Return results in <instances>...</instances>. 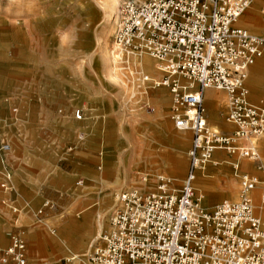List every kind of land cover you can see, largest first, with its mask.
<instances>
[{
	"label": "built area",
	"instance_id": "obj_1",
	"mask_svg": "<svg viewBox=\"0 0 264 264\" xmlns=\"http://www.w3.org/2000/svg\"><path fill=\"white\" fill-rule=\"evenodd\" d=\"M254 2L123 1L113 55L131 76L144 81L148 76L136 72L134 58L149 55L156 60V69L164 73L158 86L168 87L173 96L174 127L192 132L193 138L180 187L164 173L146 174L144 183L154 177L152 190L131 188L117 194L109 229L98 237L90 264H264V183L259 175L239 173L235 165L240 178L237 197L211 208L204 206L196 185L216 151L253 159L264 172L259 148L252 142L264 135V99L253 102L247 86L251 67L264 55V36L237 24ZM207 89L226 93L225 118L235 125L233 132L223 133L209 124ZM18 111L13 108L15 114ZM75 116L83 119L82 109H76ZM11 149L9 142H1L0 190L7 195L16 188L8 158ZM100 157L101 169L102 150ZM2 203L20 211L10 198ZM0 264H30L24 230L11 234L8 247L0 245ZM62 264L85 263L72 255Z\"/></svg>",
	"mask_w": 264,
	"mask_h": 264
},
{
	"label": "rangeland",
	"instance_id": "obj_2",
	"mask_svg": "<svg viewBox=\"0 0 264 264\" xmlns=\"http://www.w3.org/2000/svg\"><path fill=\"white\" fill-rule=\"evenodd\" d=\"M123 1L121 2L120 9ZM101 3L102 1L100 0H0V88L4 89L3 94L0 96V121H2L0 127V145L3 139L9 143L11 142V137L9 136L1 139L5 125L8 127L15 124V122L16 124L21 123L23 120L27 122L34 121L40 117L43 111L51 108L59 120L60 127L65 121H72L77 125V130L73 135L71 143L74 142L84 149V155L82 156L87 159L82 161L80 168L87 170L89 175H96L101 180L111 183V185L118 184L121 180L122 171V168L118 166V156L121 153L123 167L132 158H137L134 168L127 170L128 175L132 176L135 180L133 183L136 181L142 183L141 178L146 174L153 175L163 172L170 176L183 178L188 172L189 158L187 153L193 134L188 132L187 140L185 141L175 133L180 131L174 127V123L170 118L173 98L170 89L164 86L168 94L167 99L164 101L165 107L163 108L159 107L156 102L157 88H160V86H150L147 89L145 87L140 93L138 86H136L137 94L135 97H132L133 89H130L128 92L125 90V87L129 86L131 82L121 78V81L124 83L119 88L126 91L129 105L124 104L120 113L121 116L123 113L128 115L126 121L124 120L123 123L133 134L132 137L130 136V139H125L120 135L119 129L121 123L115 117L114 112L115 105L113 99L120 96L117 95L111 82L105 78V66L102 71L90 73L87 70L86 77L80 74L83 66L90 68L95 58L85 59L83 57L85 45L79 42L78 36L82 31H86L88 26H93L94 31H98L97 33H99L100 28L106 23ZM263 8L264 0L261 5L256 4L253 9H249L250 12L256 13L257 20L254 22L256 28L262 26ZM247 13L241 19L243 22L252 14L248 15ZM239 24L247 27L246 24ZM256 33L258 32L256 31ZM113 34L109 37L112 49ZM34 69L35 71H33ZM36 71L37 74H35ZM39 71L41 72L39 73ZM263 71L264 69L262 70V74ZM163 74L159 70L156 72V76L159 79L163 77ZM81 82L92 83V100L97 99L96 94H102L101 98L103 100L100 102L102 106L100 104L89 105L87 108L83 105L68 106L64 101L53 102L50 100L52 89H58L62 84L75 87ZM247 84L250 88V97L253 101H259L264 98V92L261 94L254 92L250 83V76ZM7 99L9 101H6ZM136 99H140L138 105L132 103V101H137ZM131 104H133L132 107L130 106ZM3 106L4 110L2 109ZM13 108H18L20 111L15 114L12 111ZM76 109H82L83 119H76ZM157 114L158 117H152V115ZM16 118L18 119L16 120ZM210 124L215 125L211 120ZM80 135L84 136V140L79 139ZM262 137L264 136L256 138V144L260 148L261 159L264 162V142L261 141L259 143V138ZM85 143L88 146H84ZM134 149L135 151H133ZM101 150L104 152V157L102 158L104 160V168L102 170L98 168L101 163ZM80 152L76 151L75 153L80 156L82 154ZM217 153L222 154V158L229 157L226 159L233 162L238 158L237 155L230 157L224 151ZM149 157L162 158L167 164L169 163L171 167L170 171H166L164 168L149 166L148 162L145 161ZM77 159L78 156L73 158L72 154H66L65 149H62L59 156L60 161L55 165L54 169L62 172H71L72 166L68 163L72 162L76 166L79 162ZM251 162L254 169L251 173L258 172L257 168H255V162L253 160ZM179 164L184 167L182 172H178ZM223 164L229 167L226 168V165L215 166L213 163L209 164L211 171L219 168L224 169L225 174L218 181L209 182V180H203L197 182L198 188L206 189L205 191L202 190L201 193L205 195L204 206L207 208L222 200V197L214 198L217 189L213 187L214 184L222 185L224 187L223 191H227L229 188L227 189L226 186L230 178L236 179L233 190L236 191L240 187V178L234 176L233 165L226 162ZM240 169L242 173L248 172L243 167H240ZM231 172L233 174L226 175V173ZM87 178L88 175L81 174L74 181L83 179L86 184ZM60 183L62 185L60 186V191L44 186L42 191L39 192V202L34 203L30 198H26L22 204L23 206L19 207V209L22 212H32L37 216L39 222L35 226L39 227L38 229H40L42 234H48V231H56L59 236L63 237H58L59 243L57 242L58 244L54 245L42 236L38 240L32 236L29 238L28 230L23 228L26 239L28 243L30 242L35 246L40 245L39 247L47 250L46 255L50 254V258L56 260L57 264H60L62 259L70 257L73 253L81 254L87 250L88 256L83 259H89L94 245L100 242L98 238L92 242L96 236L95 231L83 230L77 235L65 237L60 232V226L57 222L50 226L46 224L48 218L62 212H64L66 218L70 214L74 217L77 214L83 216L80 209L72 213L66 211V206L71 198L69 191L74 190L77 185L73 184L65 176L60 180ZM177 183L181 185L180 181ZM131 188L133 187L126 186L123 188L121 185H117L113 188L112 200L107 203L97 204L91 208V212L97 215L99 210L110 209L108 213L109 224L117 194L122 190ZM153 188V185L149 184L148 187L144 185L142 190L149 191ZM17 194L19 192L13 193L14 196H17ZM47 202H49V205L44 206ZM40 210L43 212L40 213ZM29 253L31 254L30 249ZM37 258L38 260L43 259L44 263L48 261L44 256Z\"/></svg>",
	"mask_w": 264,
	"mask_h": 264
},
{
	"label": "crops",
	"instance_id": "obj_3",
	"mask_svg": "<svg viewBox=\"0 0 264 264\" xmlns=\"http://www.w3.org/2000/svg\"><path fill=\"white\" fill-rule=\"evenodd\" d=\"M262 2L263 0H255V2L252 4V6L249 9H253L256 4L261 5ZM249 9L245 13L249 11V13L247 14L249 15L252 13L251 16L243 22V20L241 19L243 15L245 14L244 13L238 20L237 24L238 25H240L239 23L246 24L247 27L243 25H240V26L247 28L250 31L254 30L255 32L252 31L253 33H256L257 31L260 34L258 33L256 34L264 36V15L262 16V20H261L262 26L260 28H256L254 25V22H256L257 20L256 13L250 12ZM262 13L264 14V8L262 9ZM100 60H101L100 58H96L92 62V66H90V68H87V67L85 68L83 66L82 70L80 71L81 72L80 74L86 77L85 74L87 70L90 73L102 71L105 65L103 66L104 61L101 62ZM258 61L260 62L258 63ZM96 67H99V68H96ZM263 69H264V55L260 57L256 61V63L251 67L250 73H249L251 86L254 92H257L258 94H261L264 92V71L262 74ZM33 71H35V69ZM40 72L41 71H39V73ZM156 72H153L151 74H146V73L144 74L148 76V81H144L143 79H141L139 81L141 83H137L139 93L145 88L144 86L145 84H150L152 83L153 79L158 78L156 76ZM105 73L106 72H104V74ZM35 74H37V71L35 72ZM91 86H92V83H87V82H81L75 87L62 84L60 88L52 89L50 100L53 102L64 101L66 102L68 106L83 105L86 108L89 105H99L100 104L102 106V103H100L103 100L101 98L102 94H99V93L96 94L97 99L92 100L91 95L93 93V88ZM2 89L3 88H0V96L4 92V89L3 90ZM161 89L157 90L156 102L158 103V105L161 102V98H160L161 95L158 91H163L164 93H166V97L168 94V91L166 90V88H161ZM115 91L117 92V95L120 97H116L113 99V103L115 105L114 112H115V117L120 122L121 117H122L120 113L121 109L124 104H129V99L125 95L124 89H120L118 87L117 89H115ZM226 97H227L226 93L223 91H217L215 89H207L204 94V101H205V106L207 109V118H208L209 124L211 120L215 124V125H212L213 127L220 129L223 133H231L234 131L235 125L227 122L225 118L227 114ZM136 100L137 101L135 102L133 101L132 103H135V105L136 104L138 105L140 103V99H136ZM6 101H9V99H7ZM259 101H253V102H259ZM172 102H173V98H172ZM30 103L29 105L31 106L32 103L31 104ZM207 104H208V107H207ZM171 107H172V104H171ZM2 109L4 110V106L2 107ZM89 110H93V109H89ZM17 119L18 118H16V120ZM23 121L17 124L15 122V124H12L8 127L5 125L3 128L4 133H2V138H1L3 139L7 136L11 137L10 144L12 146V150L10 154L8 155V158L11 164V169H12V173L14 177V184L16 187L14 192H19V194H17V196L16 195L14 196L13 195L14 192H13L12 194L7 195L3 193V191L0 190V245L2 247H8L11 244V234L18 231L19 229L23 230V228L28 230L29 238L32 236L34 238H37L38 240L42 236L46 240L52 242V244L54 245L59 243L57 240L58 237L61 238L63 236L54 235L50 231H48V234L47 233L42 234L40 232V229H38L39 227L35 226L36 223L39 222L35 214L29 211L22 212L21 210L19 212H15L11 209L10 206L4 205L2 203V199L10 198L12 206L18 207V208L23 206L22 204L24 203L26 198H30L31 201H34V203H37L39 202V199H40L39 192L42 191L44 186L49 187L53 190H57V191L61 190L60 186L62 185L60 183V180L63 178V176L70 179L73 184H76L77 187L81 188L78 196L73 195L71 193L72 190L69 191V195L71 196V198H70L69 203L66 206V211L69 213H72L75 210L80 209L83 216H80L79 214H77V216L74 217L70 214V216L66 218L64 215V212H62L56 216H52L48 218L46 224H49L48 226H50L51 224H54L55 222H57V224L60 226V232H62L65 235V237L77 235L83 230L91 231V232L95 231L96 236H95V239L92 241L94 242L98 237H100L98 236L99 231L101 229L100 222L106 216H108L110 209L99 210V212H97V215H95V213L91 212V208L95 207L97 204L107 203L111 201L113 188L116 187L117 185H121L123 188L127 186V187H133V188L140 187L139 189H142L145 183L142 181V178H141L142 183H138L137 181L133 183V181H135L134 179L129 180L125 178L123 166H122L123 164L122 162H119V161H118V166L122 168L121 180L120 182H118V184L116 183L115 185L113 184L111 185V183L101 180L96 175L91 176L89 175L87 170L81 169L80 166H81L82 161L87 159L82 156L84 155L83 153L84 149L82 148V146H78L74 142L71 143V140L73 139V135L75 131L77 130V125L72 121H65V123H62L60 127L59 120L55 116L54 110H52L51 108L43 111L40 117H38V119L34 121H30V122H27V121L23 122ZM1 122L2 121H0V127H1ZM175 133L181 138H183V140L185 141L187 140L186 138H187L188 132L180 131V132H175ZM261 141L264 142V137L259 138V143H261ZM252 142L255 145H257L256 138H253ZM191 143H192V140H191ZM85 145L88 146L86 143L84 144V146ZM62 149H65L66 154H72L73 158H76V156H78L77 161L79 162L76 166H74L72 162L68 163L70 166H72L71 172H62L57 169H54L55 165L58 164V162L60 161L59 156L61 154ZM76 151H81L80 154L81 153L82 154L79 156L77 155V153H75ZM217 152L219 151L215 152L213 156V161L211 162L215 166L226 165V164H223L224 162L231 163L233 165V163H237L238 161L240 163V167H243L244 169H246L248 173L250 174H258L264 183V172L258 169V163L256 161H254L255 168H257L258 172L251 173L254 171V169L252 168V162H251L252 160L250 158H239L238 157L237 160L233 162L232 160L226 159L229 157L222 158L223 155L222 154L220 155ZM231 156L233 155H230V157ZM260 158H261V154H260ZM145 161L148 162L147 164L151 167L155 166L159 168H164L166 171H170L171 169L169 163L167 164L165 160H163L162 158L149 157V158H146ZM261 162L264 165V162L262 159H261ZM0 167H1V162H0ZM228 167L229 166L226 165V168ZM103 168H104V162H103V167L99 169L102 170ZM163 173L165 175L170 176L169 174L165 172ZM239 173H242L240 168H239ZM81 174L88 175V178H87L88 180L86 181L87 182L86 184L84 183L85 181L83 179H80L82 181V184H78V181L76 182L74 181ZM224 174H225L224 169L219 168L215 171L213 170L211 171L208 165L205 172L199 173L197 182L203 181V180H209V182H215V181H218L220 177H222V175ZM229 174H233V173L232 172L226 173V175H229ZM154 175L155 174H153V176ZM234 176L239 178L235 170H234ZM171 177L177 180V181L175 180V185L177 187H180L181 185H178L177 182L180 181L182 184V179L184 177L183 178L174 177V176H171ZM235 180L236 179L229 178V181L226 186L227 189L229 188V190L227 191H223L224 187L222 185L214 184L213 187L217 188L214 198L222 197V200L220 201L222 202L227 198L237 197L240 187L236 191L233 190L236 184ZM197 182H196V185H197ZM149 184H152L154 187L155 185L154 178H151ZM145 189H149V188H145ZM199 189L200 191L204 190V188H201V187ZM209 208H211V206ZM39 246L40 245L35 246L31 244L30 242L28 243L27 241V256H28L30 264H57L58 263L56 260H53L50 258L51 257L50 254L46 255L47 250ZM29 249L31 251V254L29 253ZM83 253H86V252H83ZM40 256H44L45 259H48L47 263H44V261H42L43 259L38 260L37 257H40ZM64 259L61 260L60 264L63 263ZM86 260L88 262V259H84L85 264H87ZM81 261H83V259Z\"/></svg>",
	"mask_w": 264,
	"mask_h": 264
},
{
	"label": "bare ground",
	"instance_id": "obj_4",
	"mask_svg": "<svg viewBox=\"0 0 264 264\" xmlns=\"http://www.w3.org/2000/svg\"><path fill=\"white\" fill-rule=\"evenodd\" d=\"M100 1H102V3H101L102 8H103L102 10L104 13V19H105L106 23L103 25V27L100 28L99 33H97L98 31L97 32L94 31L93 26H88L86 28L87 29L86 31H82L79 34V36H78L79 42L81 44L85 45V48H83V49H85V51L83 52L82 55L85 59L86 58H91V59L95 58L96 59V58H99V56L104 57L103 66L105 65V72H106L104 75L107 78V80L111 82L114 89H117L118 87L123 86L124 82L121 81L122 79L129 80L131 82V84L129 86L125 87V90L128 92L130 89L131 90L133 89L134 92H132L133 94H131V95H132V97H135L137 94V91H136L137 85L136 84L142 78H139L136 76H131L130 70L128 68L124 67L122 64H120L117 61L116 57L113 55L112 44L109 42L110 35L112 33H114L118 27V23L120 20V13H121L120 5H121L122 0H100ZM102 57H100L101 62H102ZM133 62H134V69H136V72H143L144 74L145 73L151 74L153 72L158 71V69H156V63L157 62L155 61V59H153L149 55L137 56L134 58ZM130 69L133 70L132 67H130ZM137 79H138V81H137ZM161 81H162V78H160V79L155 78V79H153L152 83L145 84L144 86L146 88H149L150 86L157 87L158 83ZM161 88H165V87L160 86V88H157V89H161ZM126 91H125V95L127 96ZM158 92L161 95L160 96L161 102L159 104V107H164V101L167 99L166 93H164L163 91H158ZM132 105L133 104H131L130 106L132 107ZM127 116L128 115H125L123 113V115L121 117V121H120L121 125H120L119 132H120V135L123 136L125 139H130V136L132 137L133 134L131 133V130L128 127H126L125 123H123L124 120L126 121ZM152 117L156 118V117H158V114L152 115ZM133 142H131V144L134 145ZM133 151H135V149ZM251 160H253V159H251ZM118 161L122 162V164H123V157H122L121 153L118 156ZM136 163H137V158H132V160L126 166L123 167L125 178H127L129 180L134 179V178H132V176L128 175L127 170L128 169L132 170L134 168V166L136 165ZM237 164H239V168H240V163L238 161H237V163H233V167H235V165H237ZM183 169H184V167L179 164L178 165V172H182ZM141 185H143V184H141ZM144 185H146L148 187L149 183H145ZM80 189H81L80 187H76L74 190L71 191V193L75 196H78V194L80 193ZM201 195L203 197L202 201L204 204L205 195L203 193H201ZM115 200H116V198H115ZM52 207H53V205H52ZM100 228L101 229L99 231L98 236H101L104 233L103 231H106L109 229L108 216H106L103 220H101ZM52 233L54 235H58L56 233V231H54ZM91 246H92V244H91ZM73 254L78 256V259H80V260H82L84 257L88 256L87 251H86V253H81V254L73 253ZM83 261H84V259H83ZM88 262L86 260V263L90 264L89 259H88Z\"/></svg>",
	"mask_w": 264,
	"mask_h": 264
}]
</instances>
